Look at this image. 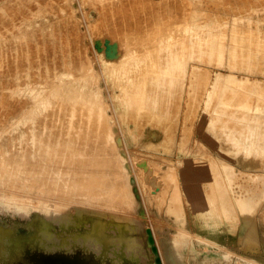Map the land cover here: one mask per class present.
Wrapping results in <instances>:
<instances>
[{
    "label": "rangeland",
    "instance_id": "374dc122",
    "mask_svg": "<svg viewBox=\"0 0 264 264\" xmlns=\"http://www.w3.org/2000/svg\"><path fill=\"white\" fill-rule=\"evenodd\" d=\"M240 1L0 0V90L18 87L0 144L36 180L0 178V191L81 211L48 229L96 255L82 235L99 210L133 264H153V228L164 264H264V0ZM38 60L54 75L28 69ZM42 154L57 179L32 167ZM42 210L0 211V225L40 240Z\"/></svg>",
    "mask_w": 264,
    "mask_h": 264
},
{
    "label": "bare ground",
    "instance_id": "6f19581e",
    "mask_svg": "<svg viewBox=\"0 0 264 264\" xmlns=\"http://www.w3.org/2000/svg\"><path fill=\"white\" fill-rule=\"evenodd\" d=\"M244 1H246V0H243L240 2H244ZM253 1L255 2L257 0H253ZM259 1H257V2H259ZM219 2L221 3V1H219ZM250 5H252V4L250 3ZM263 7H264V5H262L261 8H263ZM234 8H235V6H234ZM261 8L259 11L257 10L259 8L256 9L258 11V13H260V11H262ZM247 9L248 8H246V10ZM253 9H254V7H253ZM249 11L252 13L253 10H251V8H250ZM249 11H247V12L250 14ZM262 12H264V11H262ZM243 13H241V14H243ZM254 13H256V11ZM254 13H252V14H254ZM249 14H245L246 15L245 18L248 17L247 15H249ZM241 19H242V17H241ZM173 23H176V22H173ZM257 25H258V23H257ZM247 30L248 29L246 28V31ZM252 31H254V30H252ZM249 32H251V29ZM250 34L248 35V37H251ZM248 39H250V38H248ZM260 39H262V38L260 37ZM263 40H264V37H263ZM257 41H259V39ZM257 41H256V44L259 43ZM247 43H248V40H247ZM250 43H254V42L250 41ZM144 46L142 45V47H144ZM243 46H245V45H243ZM259 46H261V45H259ZM259 46L258 47L255 46V48L256 47L259 48ZM248 47H249V45H248ZM41 62H47V61L46 60H38V61H31L30 63L28 62L29 63L28 69H30L32 67H33L32 69H34L36 65H39L42 67V70L39 69V67H38L37 71H39L42 75H44L45 79L48 76L46 74H50L49 77L53 76L54 75L53 65L47 63L46 64V70H45L46 72H44L43 71L44 66L41 64ZM243 66H244V68H246L245 65H243ZM43 79H44V77H43ZM6 88L16 89V90L18 89V87L16 86V87H4L0 90V93H2V95H0V108L2 106L4 107L7 105L8 108L14 109L15 106H18V104H15L13 101L11 103H9L12 96L8 97V95H7L8 90H6ZM25 88L27 89V87H25ZM20 89H21V86H20ZM12 92H14V91H12ZM14 95H17V94H14ZM0 111H1V109H0ZM14 114H16V111H15V113L12 114L13 117H15ZM1 115L2 114H0V142L3 139H7L8 136H12L9 134L11 133L10 130L14 129V127H12V126H14V124H15V122H14V124L11 122L7 123L6 120L1 118ZM21 120H24V118L21 117V119L18 120L19 121L18 124H21ZM50 135H53V133ZM41 138L45 139L42 136H41ZM5 144H7V142ZM47 144H49V143H47ZM47 144L45 145V148L48 147ZM0 145H1V147H0V154H1V156H0V178H2V179L7 178V179L12 180L14 182H21V183L22 182H36V180L34 178L29 177V175L26 174V172H27L26 166H28V164H31L29 161L33 162V160L23 158V157L18 158L17 156L9 157L6 155L8 153L7 151L17 152V150L4 148V147H7V145L6 146H2V144H0ZM52 151H54V150H52ZM54 153L47 154L46 157L48 159H50L51 157L54 156L53 155ZM13 154L16 155V153H13ZM44 157H45V154H42L40 156H35V158H37L38 160H37V162H34L35 164H33L32 167H34L35 170L38 169V170L44 172L46 180H48V181H52V180L57 179V176L62 172L61 171L62 168L60 166L57 167V166L45 163V161L43 160ZM25 174L27 176H25V178H22V176H24ZM153 184H154V182H153ZM79 186L81 187V184L72 185L70 188H71V190L77 191L79 189L78 188ZM155 189H157V188H155ZM153 192H154V189H153ZM116 193H117V191H115V189L113 191H111L112 196H115ZM31 200H32V198H30L28 196H27V198H24V197L22 198V197H19L17 195H14V194L7 193L5 191L4 192L0 191V211L7 212L10 214H14V215L28 216L30 213L29 210H31L32 208H34V207H38L40 209L42 208L43 209L42 211L44 212V214L42 213V215L40 217L43 218L42 219V221L44 223L43 227H45L43 230V234H42L41 239L37 240L34 238L22 237L21 235H18V236L14 235L12 233V229L10 227L7 228L6 226L4 227L3 225H0V264H133V262L130 259V258H133L132 256L130 257V256H128V254L126 252H124L122 250L117 251L114 248V246L117 242V239L121 245L127 244L128 240L125 236L126 234L125 235H117L116 237H113L114 234L111 235V234H108L106 232V226H105L106 224L102 218V216L105 214V212H102L99 210L90 211L94 216H97V218L95 219V222L92 226V230L90 232H87V233L82 235V236H84L85 239H87L89 236H92V237H95L96 240H99L101 242V246H102L101 252L98 255H96L88 247L81 245V244L78 245L79 243L77 242V240H78L79 236L76 238L61 237V239H60L52 231H50V229H48V228H50V223H53L52 219L54 220V222L57 221V223L60 224L61 226L67 225L70 223L69 221H72V220L75 221V220H77V218H80L82 216L81 211L76 212L77 213V215L75 216L76 219H74L73 216L76 213L72 214L71 211H67V210L64 211L62 208L59 209L58 206H56L55 208H49L48 206H44V205L40 206L41 203L35 204ZM198 208L202 209L203 206H198ZM210 208H215V207L207 206V210H206L207 214L215 216V214H213L215 212H213ZM202 211H205V209H203ZM48 214H51V216H49ZM148 221H150V219ZM151 225L152 224H150V226ZM212 225L218 226L214 222H212ZM153 226H151V227H153ZM133 227H134V225H133ZM152 233H154V228L152 229ZM155 235H156V233H155ZM83 243H85V242H83ZM148 243H149V246L151 247V251L154 252V249H153L152 244L150 242L149 234H148ZM109 252L113 253V254L111 255ZM157 252L160 255L158 247H157ZM154 254L155 255H154L153 264H159V262L156 259L158 254L156 252H154ZM160 257H161V264H164L163 263L164 256L162 258V256L160 255ZM166 257H167L166 259L169 261V264H177V262L175 261L174 255L172 253L168 252V255ZM215 261L216 260H214V259L213 260L209 259L210 263H208V264H212ZM195 264H205L204 258H200L197 256L195 258ZM239 264H253V263L251 260L246 259V260H240Z\"/></svg>",
    "mask_w": 264,
    "mask_h": 264
},
{
    "label": "water",
    "instance_id": "95a60500",
    "mask_svg": "<svg viewBox=\"0 0 264 264\" xmlns=\"http://www.w3.org/2000/svg\"><path fill=\"white\" fill-rule=\"evenodd\" d=\"M147 234H149L150 242L152 244V247L154 249V252H156L158 254V252H157V246L154 243L155 242V239H154L153 233L151 232L150 229H147ZM156 259L159 262V264H161V257H160L159 254L157 255Z\"/></svg>",
    "mask_w": 264,
    "mask_h": 264
}]
</instances>
